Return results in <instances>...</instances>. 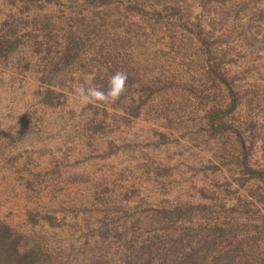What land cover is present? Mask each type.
<instances>
[{"label": "rangeland", "instance_id": "rangeland-1", "mask_svg": "<svg viewBox=\"0 0 264 264\" xmlns=\"http://www.w3.org/2000/svg\"><path fill=\"white\" fill-rule=\"evenodd\" d=\"M0 221L41 264H264V0H0ZM14 39L15 37L12 36ZM236 109L216 120L232 96ZM128 76L115 102L80 86ZM238 136L243 141V149Z\"/></svg>", "mask_w": 264, "mask_h": 264}, {"label": "trees", "instance_id": "trees-1", "mask_svg": "<svg viewBox=\"0 0 264 264\" xmlns=\"http://www.w3.org/2000/svg\"><path fill=\"white\" fill-rule=\"evenodd\" d=\"M40 1H46L52 3L58 0H10L12 3H24V4H39ZM16 31L10 33V38L3 37L0 40V55H8L12 52L18 45L19 39L16 37ZM12 36L15 38L13 39ZM213 74L216 79L220 80L221 85L228 91L229 95L232 96V101L226 110H218L215 105L212 113L209 115L210 123L213 125L214 130H219L222 134L226 131L231 130L230 124L222 125L221 127H216V120L224 118L231 114L236 109V97L232 88V83L227 79L216 66L211 65ZM108 82H105L101 85L102 90H107ZM238 140L242 146L245 148L243 139L238 136ZM243 166L246 172L250 175L251 178L257 179L264 182V171L261 169H256L251 167L247 158H243ZM15 233L12 229L5 223L0 221V264H41L42 257L40 256L39 249H32L29 251H20L19 250V240L14 237Z\"/></svg>", "mask_w": 264, "mask_h": 264}, {"label": "clouds", "instance_id": "clouds-1", "mask_svg": "<svg viewBox=\"0 0 264 264\" xmlns=\"http://www.w3.org/2000/svg\"><path fill=\"white\" fill-rule=\"evenodd\" d=\"M127 80V74L118 71L110 77L106 91L98 86H80L76 90V95L85 102H115L125 93Z\"/></svg>", "mask_w": 264, "mask_h": 264}]
</instances>
